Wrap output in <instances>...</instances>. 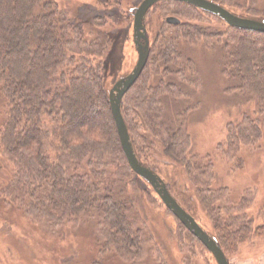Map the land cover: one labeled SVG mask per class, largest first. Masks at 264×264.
I'll return each instance as SVG.
<instances>
[{
	"label": "trees",
	"instance_id": "1",
	"mask_svg": "<svg viewBox=\"0 0 264 264\" xmlns=\"http://www.w3.org/2000/svg\"><path fill=\"white\" fill-rule=\"evenodd\" d=\"M211 1L261 20V10L244 9L240 0ZM163 4L191 9L193 20L206 22L196 8ZM115 18L95 16L80 25L57 0H0V224L15 238L18 218L29 231L22 241L35 244L40 239L34 237L64 241L84 232L93 241L92 264H108L110 258L126 264H216L158 196L143 188L150 186L127 162L104 84L105 59L113 55L111 28L122 21ZM191 23L167 24L170 32L161 34L123 99L122 113L143 165L158 172L150 158L154 152L185 171L228 259L241 246L264 239V207L251 217L243 206L235 214L225 191L212 188L213 164L191 156L185 119L199 102H190L198 97L184 92V85L188 78L196 81L192 72L199 73L180 45L203 42L219 50L227 91L253 105L228 125L221 145L237 164L244 152L264 143V33L230 27L212 32ZM157 204L174 219L165 231L169 244L151 220ZM183 207L194 216L189 203ZM58 263L68 264L63 258Z\"/></svg>",
	"mask_w": 264,
	"mask_h": 264
},
{
	"label": "rangeland",
	"instance_id": "2",
	"mask_svg": "<svg viewBox=\"0 0 264 264\" xmlns=\"http://www.w3.org/2000/svg\"><path fill=\"white\" fill-rule=\"evenodd\" d=\"M57 1L60 7L67 9L72 19L80 25H85V19H93L95 16H114L116 17L114 21H117V18L121 17L122 21L111 28L110 37L112 42L114 40L111 49L113 53L111 55L112 58L110 57V60L105 59L104 84L109 95L114 84L123 76L131 73L137 63L138 52L134 43L133 29L134 12L143 0ZM170 1L167 0L165 2ZM118 3L121 5V8L118 7ZM163 3L164 1L153 6L145 18L150 55L156 43H158L161 34L170 32L166 23L168 16H175L182 20V22L187 23H190L192 20L191 24L205 26L213 30L212 32L218 30L225 32L228 31L229 27L233 28L219 17L200 9H198L200 12L198 14L206 22L193 20L191 18L194 14L193 10L191 12L188 11L191 9H183L175 5ZM182 4L195 8L186 3ZM240 4L243 5L244 9L254 7L261 10V21H264V0H257V2L240 0ZM223 7L238 16L252 18L245 11L232 9L225 5ZM177 10L180 11V14L173 13ZM181 14H185L186 17ZM180 51L183 53L184 58L191 61L190 64L193 66V69H197L199 73V75H196L191 70H188L186 75L190 77L189 72H192L196 81L192 82L191 78L187 77L188 79L185 80L184 85V92L194 93L198 97L194 98L191 96L190 102L193 103L194 100L197 103L199 102L196 104L198 107L192 112L189 111L185 119V126L192 141L191 156L198 161L209 160L213 164L215 177L212 188L214 190L225 191V196L229 197L234 206L235 214L239 213L237 209L243 206V211L251 217L256 212V207L258 209L264 207V143L262 146L260 143L257 150L244 152L242 161L237 164L228 161L221 147L227 140L228 125L241 121L244 114L252 111L253 105L245 104L243 97L237 95L235 91H227V79L223 78L219 64V50H209L203 42L195 45L186 41L181 43ZM175 111L173 110L171 113L172 117L175 116ZM150 158L155 160L153 166H156L158 170L156 173L161 176L165 183L168 182L172 193L178 199V203L180 201L185 207L186 203H189L192 214L199 220L197 222L212 236L213 226L207 216L206 209L201 206L200 201L197 199L195 188L190 185L191 183L185 171L180 166L170 163L166 158H155L154 152ZM236 165L239 167L236 168ZM143 188L150 195L155 193L151 187L143 186ZM138 194H140L139 191ZM255 194L256 200L253 202ZM138 199L144 203L142 198ZM182 204L180 205L183 207ZM157 205L158 207L154 210L156 215L153 213V219L151 218V220L157 225L158 229L161 227L160 234H163L161 237L164 236V239L168 237L166 241L169 244V236L171 235L170 233L166 234L165 231L167 227L170 228L174 225V219L166 212V207L164 209L160 208V204ZM15 221L18 222L17 225L20 227L17 230L18 234H15L17 240L11 236L12 232L9 231L7 226L0 224V264H51L49 260L52 261V264L54 262L55 264H59V258L65 259L68 264H92L94 262L93 241L84 232L80 231L64 241L47 240L43 242L42 237H34V240L37 242L40 239L39 244H35L31 240H25V243L22 241V237L27 238L24 235L29 233V231L24 228L18 218ZM228 255L230 264H254V262L255 264H259L261 257L264 255V239L256 243L243 245L238 251ZM109 261L108 264H126L114 258H110Z\"/></svg>",
	"mask_w": 264,
	"mask_h": 264
},
{
	"label": "water",
	"instance_id": "3",
	"mask_svg": "<svg viewBox=\"0 0 264 264\" xmlns=\"http://www.w3.org/2000/svg\"><path fill=\"white\" fill-rule=\"evenodd\" d=\"M162 1L167 0H143L135 9L133 29L138 60L131 73L120 78L109 92V103L112 115L123 152L132 171L153 189L163 205L205 246V248L212 254L217 264H230L217 239L208 234L197 220L178 203L168 190V187L161 176L140 162L134 150L131 136L122 113L123 99L141 77L150 56V44L145 27V18L149 10ZM171 1L186 3L204 12L213 14L238 30L264 33V21L238 16L211 0ZM166 23L178 26L181 24V20L175 16H168L166 18Z\"/></svg>",
	"mask_w": 264,
	"mask_h": 264
},
{
	"label": "crops",
	"instance_id": "4",
	"mask_svg": "<svg viewBox=\"0 0 264 264\" xmlns=\"http://www.w3.org/2000/svg\"><path fill=\"white\" fill-rule=\"evenodd\" d=\"M248 258H252V257H248ZM254 264H255V262H254ZM259 264H264V255L261 257V260H260Z\"/></svg>",
	"mask_w": 264,
	"mask_h": 264
}]
</instances>
